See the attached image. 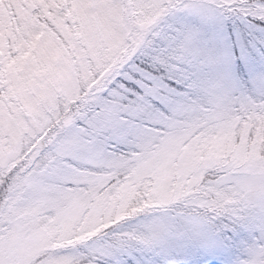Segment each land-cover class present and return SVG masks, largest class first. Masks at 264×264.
I'll return each instance as SVG.
<instances>
[{"label": "snow or ice", "instance_id": "1", "mask_svg": "<svg viewBox=\"0 0 264 264\" xmlns=\"http://www.w3.org/2000/svg\"><path fill=\"white\" fill-rule=\"evenodd\" d=\"M0 264H264V0H0Z\"/></svg>", "mask_w": 264, "mask_h": 264}]
</instances>
